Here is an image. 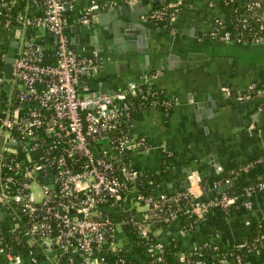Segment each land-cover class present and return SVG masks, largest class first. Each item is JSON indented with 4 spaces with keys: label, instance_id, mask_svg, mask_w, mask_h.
Wrapping results in <instances>:
<instances>
[{
    "label": "built area",
    "instance_id": "2783aa9c",
    "mask_svg": "<svg viewBox=\"0 0 264 264\" xmlns=\"http://www.w3.org/2000/svg\"><path fill=\"white\" fill-rule=\"evenodd\" d=\"M110 1L90 0L76 21L88 23L91 15ZM73 2L37 0L40 13L22 18L8 12L11 0H0L3 31L11 32L20 20L25 29L51 33L55 49L53 62L44 63L41 44L34 34H24L7 82L0 68V91H5L4 97L0 96V132L3 138L9 132V142H2L0 148V208L11 219L0 229V255L5 264H22L21 254L10 242L21 240L29 248V264L37 262L38 248L45 255L51 254L55 264H61V258L65 264H131L125 255H113L122 251L116 245V233L129 223L136 231L133 245H147V259L163 262L166 245L150 241L155 227L182 217L198 222L212 209L250 208L252 198L264 189V179L205 201L199 197L229 179L207 187L197 180L188 188L169 193L142 191L140 173L130 165V154L152 147L145 137L133 133L134 114L157 108L167 116L179 99L152 89L149 83L153 75L142 77L141 82H128L111 94L82 93L79 77L95 75L100 62L96 50L83 56L67 46L65 12ZM216 2L229 11L230 18H216L209 39L264 45V0ZM178 13L177 5L166 4L141 15V19L169 24ZM221 93L227 97L233 94L228 85L221 86ZM262 94L264 77L250 82L235 99L242 102ZM158 148L166 157L171 156L164 144ZM36 149H41L42 155L32 159L29 153ZM53 149L57 153L49 154ZM19 153L21 158L17 159ZM261 160L264 155L258 162ZM252 166L247 164L241 170L247 172ZM110 209L118 210L117 220L109 214ZM208 246L215 245L203 242L191 251L196 255ZM249 251L253 255L259 250ZM181 261L195 263L182 255Z\"/></svg>",
    "mask_w": 264,
    "mask_h": 264
},
{
    "label": "crops",
    "instance_id": "0c3cea01",
    "mask_svg": "<svg viewBox=\"0 0 264 264\" xmlns=\"http://www.w3.org/2000/svg\"><path fill=\"white\" fill-rule=\"evenodd\" d=\"M131 1L137 0H111L104 8L95 11L89 22L84 24L77 22L76 17L89 5L90 0H74L65 12L68 20L64 27H79L77 54L85 56L96 50L100 54L99 60L104 55L95 75L82 74L79 77V90L82 93L102 91L111 94L128 82H141L142 77L153 75L149 83L152 89L179 99L167 116L155 108L142 109L133 117V133L145 137L152 147L147 152L130 154V165L139 171L140 179L158 175L160 179L152 189L153 193L185 189L186 184L191 186L197 180L211 186L222 171L258 159L264 153V95L250 97L245 103H222L220 86L228 85L236 95L250 82L264 77V46L246 49L233 44L228 51L216 49L212 52L210 48L215 41L207 35L216 18L229 20V11L219 6L216 0H167L168 5L174 4L179 8V13L169 24L144 21L139 17L145 30L150 32L145 51L125 50L117 54L116 46L112 44L115 32L107 28L117 23V16L122 11L117 9L118 13H114L110 10L113 6L119 8ZM139 1L137 6H131V13L149 12L164 2ZM23 2L22 18L40 13L41 8L36 3ZM18 23H14L11 32L0 30V68L2 58L10 56V52L16 54L26 34L23 23L17 26ZM82 25L88 27L87 32ZM17 29L20 31L19 37L14 38ZM166 30H173L174 35L169 32L165 34ZM98 31L101 38L96 34ZM106 33H111L112 37L107 38ZM33 34L43 48V62L52 63L55 49L49 33L34 30ZM65 34L75 36L73 31H66ZM175 37L178 38L177 42L174 41ZM160 41L161 45L156 44ZM162 144L171 152L170 157L159 150L158 146ZM256 161V167L233 178L232 189H241L264 172V160ZM109 212L113 220L118 219L117 209H110ZM133 212L137 214V211ZM1 215L0 229L8 226L11 220L7 215ZM263 215L264 189L252 198L250 208L231 207L228 211L212 209L192 229L182 227L179 219L155 227L152 235L163 245L171 241L178 243L182 254L203 242L223 248L231 243L243 242ZM116 235L118 247H121L127 262L144 264L146 250L138 251L133 245L134 236L122 228L118 229ZM36 255L37 262L34 264H55L53 256L41 253L39 248ZM195 261L196 264L209 263L203 254L195 255ZM0 264H5L2 255ZM246 264H264V248L248 257Z\"/></svg>",
    "mask_w": 264,
    "mask_h": 264
},
{
    "label": "trees",
    "instance_id": "16d2710c",
    "mask_svg": "<svg viewBox=\"0 0 264 264\" xmlns=\"http://www.w3.org/2000/svg\"><path fill=\"white\" fill-rule=\"evenodd\" d=\"M9 1V0H6ZM28 2L30 3H36L37 0H28ZM37 4V3H36ZM9 6H7L6 8L8 9V12L14 16L16 15H20L21 14V10L22 7L24 5L23 1L20 0H11V3H8ZM5 17L0 16V21L4 22ZM65 20L66 19L65 17ZM0 30L3 31V29L0 27ZM26 34H32L33 35V31H31L30 29H26ZM5 91L2 90L0 91V96L1 98L4 97ZM135 115V114H134ZM47 144V142H46ZM57 153L56 149H53L49 152V154L51 155H55ZM264 155V153L261 154V156L259 158H261ZM17 159L21 158V153H19L16 156ZM258 158V159H259ZM258 159H254L252 161H248L247 163H243L242 165H239L229 171H222L221 173H219L213 180V182H219V183H223L225 180L227 179H232L235 178L238 174L243 173L245 171L241 170V168L247 164H252V168L256 167L257 165V161ZM166 165V164H165ZM250 168V169H252ZM158 175H153V178H142L141 179V184L140 189L142 191H146V192H150L152 191V189L154 188L155 184L159 182ZM264 179V172L262 174H258L255 176V178L247 183L246 185H256L258 182L262 181ZM202 184H204L205 182H202ZM205 185V184H204ZM207 187V185H206ZM241 189H236V188H231L228 190V193H234L237 192ZM173 206V205H172ZM242 207V206H241ZM240 207V208H241ZM129 215L131 214L130 212L128 213ZM197 221H195L194 218L190 217H182L181 218V226L185 227V228H189L192 229L197 223ZM125 230L127 231V233L129 235H131L132 237H136V231L134 229V226L132 224H127L125 227ZM11 240V239H10ZM135 241L138 242V238H135ZM151 242H155L156 241V237L151 236L150 238ZM13 245L12 248L15 249V251L19 254H21V257L23 259V262L25 263H29V257L30 255H28V250L29 248H27L23 242L21 240H19L18 243H15L14 241H10ZM207 243V242H205ZM136 248L138 249V251H145L146 248L148 249V246L144 245V244H136ZM255 248H258V250H261L264 248V215L259 219L258 223H256V225L251 229L248 237L243 241V242H239V243H231L229 246H225L223 248L218 247V246H208L206 248H203L199 251L198 254H203L206 255L208 258L209 263L208 264H246V260L248 257L251 256V251H253ZM151 251V250H149ZM246 254H248L249 256H246ZM114 258L115 256H123L124 253L123 251H119V252H114L113 253ZM181 255L182 257H184L186 260L187 258L191 259L192 261H195V254H193L192 251L186 252L185 254L181 253V249L179 248V244L171 241L170 243L166 244L164 251H163V262L157 261L156 259L152 258V259H146L144 264H160V263H164V264H181ZM197 255V254H196ZM241 257V259L239 260L238 257ZM37 257V255H36ZM113 258V256H112ZM61 264H65V260L61 258L60 261Z\"/></svg>",
    "mask_w": 264,
    "mask_h": 264
},
{
    "label": "water",
    "instance_id": "95a60500",
    "mask_svg": "<svg viewBox=\"0 0 264 264\" xmlns=\"http://www.w3.org/2000/svg\"><path fill=\"white\" fill-rule=\"evenodd\" d=\"M137 2L140 3L139 0L137 1H131L130 3H125V4H122L121 7H117L116 6H113L112 9L110 11H113L114 13H118L117 9L121 10L122 13L119 14L117 17L119 20H117V23H115L113 25V27H108L107 29H111L113 30L115 33H113V43L116 47V53L119 54V53H123L125 50L128 51V52H132V51H141V52H144L145 51V47L148 45L146 39H149L150 37V32L149 30H145L142 22L140 21L139 17L143 14H146L148 13V11L146 12H142V11H137L135 13H131L132 10L130 9L131 6H137ZM167 4V0H164L163 3H161L160 6H164ZM159 6V7H160ZM158 8V7H156ZM155 9V8H153ZM152 9V10H153ZM151 11V10H150ZM18 25H20V20L18 21ZM83 29L85 32L88 31V27L86 25H82ZM78 26L77 25H73V26H70V27H64V32L66 31H73L75 32V36L73 37H69V36H66L67 38V46L68 48L74 52V53H77V32H78ZM170 33L171 35H174V31L173 30H166L164 31L165 34L167 33ZM19 33L20 31L17 29L16 32H15V37L14 38H18L19 37ZM96 34H98V37H102L101 36V32L98 31L96 32ZM50 35V38L52 41H54V37L51 33H49ZM116 39H115V37ZM106 37L107 38H111L112 35L111 33H106ZM174 41L177 42L178 41V38L175 37L174 38ZM13 43L15 44L16 43V39L13 40ZM160 44L161 45V41L160 42H156V44ZM105 44H106V41H105ZM9 45L11 46V44L9 43ZM137 46H138V49H137ZM140 47H143L142 48H139ZM230 46H233V43H229V42H216L214 43V46H212L210 48V51L212 52H215L216 49L220 50L221 52H225V51H228L229 50V47ZM243 48H246V49H251V48H254V47H257V46H245V45H242ZM264 46V45H262ZM97 48V47H96ZM163 50V49H162ZM100 56V54L97 53V56ZM98 56V58H99ZM103 57L101 58H104V55H102ZM15 57V53H11L10 52V56H6V57H3L2 58V61H3V64H2V75H3V79L5 82H7L9 79H10V76H11V63L13 61V58ZM101 58H100V62H101ZM143 74H146V71H143ZM143 87V85H141ZM221 87V86H220ZM99 91H96L95 93L97 94ZM264 94L260 95V96H263ZM259 96V95H258ZM257 97V96H255ZM249 100V99H248ZM222 103H225V102H231V101H235L237 103H243V101H237L235 99V95L232 94L231 96L227 97L225 94H222V99H221ZM245 103V101H244ZM9 132H6L5 134V137L3 138V135H2V132H0V148H1V145H2V142L4 143H8L9 140ZM30 157L33 159L35 157H38L40 155H42V151L41 149H36V150H33L29 153ZM43 181L45 180V178L42 179ZM48 181H50V179L48 178ZM234 186V179H230L229 182L227 183H223L221 184L220 186H218L217 188L215 189H212L211 192L209 194H203L199 197V200L200 201H205L209 196H214V195H219L221 194L222 192H225L227 190H229L230 188H232ZM189 185L186 184L185 188H188ZM133 212V210H132ZM0 214L1 217H5L6 216V213H5V209L3 207L0 208ZM118 245V244H116Z\"/></svg>",
    "mask_w": 264,
    "mask_h": 264
},
{
    "label": "rangeland",
    "instance_id": "374dc122",
    "mask_svg": "<svg viewBox=\"0 0 264 264\" xmlns=\"http://www.w3.org/2000/svg\"><path fill=\"white\" fill-rule=\"evenodd\" d=\"M34 188H35V186H34Z\"/></svg>",
    "mask_w": 264,
    "mask_h": 264
}]
</instances>
